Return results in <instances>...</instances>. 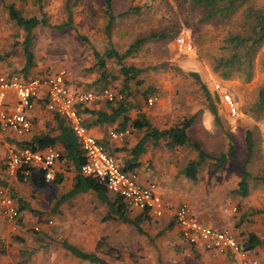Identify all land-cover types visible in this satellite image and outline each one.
<instances>
[{
    "label": "rangeland",
    "instance_id": "obj_1",
    "mask_svg": "<svg viewBox=\"0 0 264 264\" xmlns=\"http://www.w3.org/2000/svg\"><path fill=\"white\" fill-rule=\"evenodd\" d=\"M10 4L25 17L45 16L48 20L49 25L33 29L31 61L24 50L25 31L10 17ZM249 4L264 8V0H250ZM244 7L229 17L205 20L204 8L193 0H112L114 19L107 33L105 0H0V53L12 55L13 62L31 77L64 69L76 90L99 92L111 87L123 95L130 118L143 115L159 129L194 116L188 134L214 157L201 164L195 181L186 179L192 183V194L198 193L200 200L194 201L204 216L236 230L244 239L250 232L264 231V111L255 107L264 86V41L252 58L249 78L236 67L227 78L215 69L220 57L235 51L228 38L248 31ZM68 10L71 26L53 28L67 21ZM153 33L161 36L148 38L122 61L104 56L108 48L123 53L136 39ZM178 35L191 42L190 51H176ZM101 55L105 66L100 70L97 62ZM123 66L134 67L137 73L125 77ZM202 82L212 93L216 117L209 109ZM216 82L234 98L235 115L229 114L218 98ZM217 92L220 94L219 89ZM149 97L152 104H148ZM108 105L116 104L98 100L90 108L107 110ZM127 129L135 138L144 133L131 126ZM247 131L251 153L246 150ZM175 151L183 168L197 158L190 146ZM222 152L226 156L219 161L216 158ZM244 170L249 173L248 189L240 194L238 182ZM55 194L62 193L54 185L38 192L33 218L6 215L2 220L0 264H95L66 251L61 246L63 240L96 253L109 264H224L192 250L162 216L143 219L138 229L110 215L108 206L95 195L73 197L55 207L51 199L57 198ZM132 211L127 209V215L136 218Z\"/></svg>",
    "mask_w": 264,
    "mask_h": 264
},
{
    "label": "built area",
    "instance_id": "obj_2",
    "mask_svg": "<svg viewBox=\"0 0 264 264\" xmlns=\"http://www.w3.org/2000/svg\"><path fill=\"white\" fill-rule=\"evenodd\" d=\"M192 48L193 45L184 36L178 35L175 38L177 52L185 53ZM41 87L45 88L46 109L64 118L79 140L85 157L81 173L95 177L107 191L120 197L129 209L136 208L150 212L155 217L162 216L165 207L161 195L155 191V184L144 182L134 171L122 169L113 154L108 152L106 146L83 122L81 109L93 102L123 101V95L111 87H104L99 92L89 89L76 90L70 85L68 74L64 69L28 80L20 78L18 74L0 73V139L8 131L21 136L30 133L33 124L29 112ZM214 88L219 89L229 114L235 115L237 107L234 98L219 82L214 84ZM10 89L15 91L16 96L11 109L7 108L5 103ZM147 100L148 104L153 103L152 97ZM109 136L113 141H121L125 132L112 130ZM60 156L59 150L54 146L35 150L26 145H13L8 149L6 167L10 175L19 174L27 178L33 173L40 174L46 182H52L56 179L55 166ZM0 196L5 214L11 219L18 218L20 214L13 199L2 189ZM174 220L181 238L188 244L201 245L211 254L232 252L236 255L239 264H262L240 243L232 229L214 228L200 222L187 203H181L177 207Z\"/></svg>",
    "mask_w": 264,
    "mask_h": 264
},
{
    "label": "trees",
    "instance_id": "obj_3",
    "mask_svg": "<svg viewBox=\"0 0 264 264\" xmlns=\"http://www.w3.org/2000/svg\"><path fill=\"white\" fill-rule=\"evenodd\" d=\"M193 3L201 5L204 8L203 19L205 20L229 17L238 8L245 5L243 15L248 22V31L245 32L246 34H241V32L235 33L228 38L229 43L235 48V51L227 57H220L216 61L215 69L219 70L222 78H227L232 74L236 67V70L242 71V73H244L247 78H249L252 73V58L257 49L264 41V8L250 5V0H193ZM105 7V12L109 17L106 31L107 33H109V28L111 27L114 19V15L112 14V0H105ZM8 10L10 17L17 23L18 26L22 27L25 31L24 50L28 57V61H31L32 54L29 51V46L32 39L33 29L38 25H49L48 20L45 16L25 17L12 4L8 5ZM125 13H129V11ZM71 22L72 13L68 10L67 21L59 25H54L52 27L58 30H64L66 27L71 26ZM160 36V34L153 33L149 37L138 38L134 42H132L123 53H119L114 48H108L106 50V53H104V56L106 58L114 57L122 61L125 57L138 50L139 47L148 38ZM104 66V58L102 57V55L98 56L97 67L101 70ZM28 67L29 63L25 66V68L27 69ZM121 71L125 77H127L128 75H135L137 73L134 67L123 66L121 67ZM194 76L196 77L197 74H194ZM196 78L198 81H200L198 76ZM201 86L203 88L206 100L208 101L209 109L216 117L217 111L213 103L212 93L207 89L206 85L203 82L201 83ZM215 92L220 99V94L217 92V90H215ZM255 107L259 111H264V86L259 91V98L255 103ZM106 109L107 110H102L88 107H84L83 109H81L82 115L83 113H88L92 116L88 117L86 121L83 120L84 124L87 127H91L97 124H113L120 118L118 126L115 128V130L125 131L128 126H131L136 130H144L143 136L138 140V142L131 150L132 158L129 160L128 166L132 167L133 165H136V160L144 151L145 144L148 140H150L153 145L164 142L165 147L168 149H175L176 147L185 146L192 147L197 152V158L188 161V163L182 169L185 177L192 181L196 180L201 164L204 163L207 159L214 158L213 156L206 153L201 148L200 143L197 140H192L188 134L187 130L190 127L191 123L194 121V116L181 119V121L174 123L173 125L159 129L156 126L152 125L151 122L143 115L135 119L130 118L128 115L129 108L123 101L116 103V105H108ZM54 119L56 122V126L53 131H58L56 135L51 134V131H48L44 134L34 136L31 141L24 142L22 145L32 147L35 150H41L47 146H54L58 142L63 146L65 150V156L71 161L74 167L76 178L73 188L65 193L56 202V205L59 206L66 199L72 198L79 193L92 190L93 192H95L97 198L102 203L108 206L110 215L120 219L124 223L133 224L139 229L140 222L143 219H146L147 211L142 212V214L136 218H130L127 215V206L120 197L112 198L111 196H109L107 189L102 184H100L95 177L83 175L81 173V166L85 162V157L81 150L77 136L71 130L70 126L64 118L55 115ZM127 123H129L130 125H128ZM245 140L246 150L248 151V153H251L252 140L249 131H247L246 133ZM101 142L105 145L103 141ZM232 147L233 145L230 144L229 151H231ZM108 152L110 151L108 150ZM225 156L226 154L222 152L216 159L221 161V159H224ZM247 177H249V173L244 170L242 173V178L238 183V191L242 194H244L248 189ZM35 178H37V176L34 173L29 177V179L32 180H35ZM54 181H56V179ZM262 181L264 184V178L262 179ZM44 183L45 180L40 181L41 185H43ZM260 243L264 245V235L263 238L260 239L254 234H250L245 242V246L247 248H250ZM61 246L66 251L79 259L86 260L95 264H109L104 259L99 257L96 253L83 251L66 240H63L61 242Z\"/></svg>",
    "mask_w": 264,
    "mask_h": 264
},
{
    "label": "crops",
    "instance_id": "obj_4",
    "mask_svg": "<svg viewBox=\"0 0 264 264\" xmlns=\"http://www.w3.org/2000/svg\"><path fill=\"white\" fill-rule=\"evenodd\" d=\"M13 58L14 57L12 55L0 53V73L7 75L18 74V76H20V78L24 80L51 74V73H46L40 75L35 74L32 77L28 76L27 73H24L23 68L19 67L15 62H13ZM15 100H16L15 91L12 89L8 90L5 100L7 108L11 109L15 103ZM86 107L90 108V105ZM55 115L56 114L46 109L45 88L41 87L39 89L37 96L33 100V108L29 112V116L33 124L30 133L21 136V135H17L13 131H8L0 139V189H2L6 195L10 196L13 199L15 206L20 214L19 218L22 217V219L24 218V220L33 218V213H35L33 209L39 205L38 192L40 190H43L44 187H49L50 185H54L57 187L59 192L62 193L61 195L55 194V197H57L55 199L54 196H51L53 206L56 207L58 206L56 205V202L65 193L70 191L75 183L76 173L74 171V167L71 161L65 156V150L61 145V143L59 142L54 145V147L57 148L61 154L60 159L56 162V166H55L56 181H52V182L45 181V183L41 185L40 181L44 179L40 174H36L37 178H35V180H32L29 179V177L25 178L19 174L10 175L9 172L7 171L6 156L9 147L13 145H22L24 142L31 141L34 136L44 134L48 131H51V134L56 135L58 131L56 130L53 131V129L56 126V122L54 119ZM88 117H92V116L89 115L88 113H83V118L85 121L88 119ZM118 123L119 120H117L113 124H105V125L97 124L88 128L93 135H95L100 139V141H103L105 143V146L110 151V153H113V156L116 158L117 162L119 163L122 169L134 171L144 182L147 183L151 182L155 184V191L161 195L165 207L164 213L162 215V221H164L165 223L171 222L172 224L171 228L177 229L179 234V230L174 220V213L177 207L179 206L181 200H184L189 202L191 206L189 204L188 205L191 207L193 213L200 222L214 228L225 227L224 225L223 226L220 225L218 221L214 220L213 218L211 219L209 217L204 216L203 213L198 209L196 202L194 201V198H196V200L199 202L200 199L199 198L197 199L198 193L196 192L192 194L193 186L191 182L186 181V179L188 178H186L182 172L183 167H181L180 165V156H177V152L175 151V149L166 148L164 142H160L157 145H153L152 142L148 140L145 144L144 151L139 155V157L136 160L137 162L136 165H133L132 167L128 166L129 160L132 158L131 150L138 142V140L143 136L144 133L141 134V136L135 138L133 136L134 133H129L128 129H126L124 131L125 136L123 137V140L113 141L110 138L109 133L112 130L117 131L115 130V128L118 126ZM107 192L109 196L111 195L113 197H117L114 194H111L109 191ZM85 194L96 196L95 192H93L92 190H88L86 192L79 193L78 195L74 196V198L75 197L78 198ZM127 209L133 210L132 212H134L137 215V217L141 215L142 212H144L136 208L129 209L127 207ZM146 213H147L146 219H151L154 216L150 212H146ZM5 217H7L5 214V207L1 203V196H0L1 224H2V220ZM253 226L256 225L254 224ZM234 233L237 239L240 241V243L243 244L244 246L250 234H254L260 239H262L264 235V231L262 233L255 232L256 234L250 232L246 236L247 238L242 239L240 238L239 232L235 230ZM190 247L192 250L202 255L214 256L213 258L215 262L216 261L223 262L224 264H239L236 255L233 254L232 252H227L225 254L224 253L211 254L205 251L201 245H190ZM248 249L251 251L253 255H255L261 261L262 264H264V245L262 243L255 245L254 247H250Z\"/></svg>",
    "mask_w": 264,
    "mask_h": 264
}]
</instances>
